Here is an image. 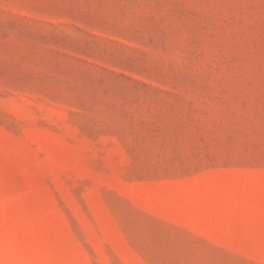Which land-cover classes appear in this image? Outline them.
<instances>
[{"label":"rangeland","instance_id":"rangeland-1","mask_svg":"<svg viewBox=\"0 0 264 264\" xmlns=\"http://www.w3.org/2000/svg\"><path fill=\"white\" fill-rule=\"evenodd\" d=\"M0 264H264V0H0Z\"/></svg>","mask_w":264,"mask_h":264}]
</instances>
